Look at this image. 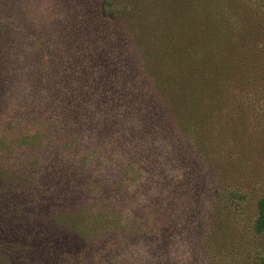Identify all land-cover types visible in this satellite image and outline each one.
Wrapping results in <instances>:
<instances>
[{
	"label": "trees",
	"instance_id": "1",
	"mask_svg": "<svg viewBox=\"0 0 264 264\" xmlns=\"http://www.w3.org/2000/svg\"><path fill=\"white\" fill-rule=\"evenodd\" d=\"M40 9L31 19L0 0V61L30 75L0 121V182L21 203L0 205L2 233L21 221L18 206L43 224L32 246L42 258L63 230L82 245L65 264L156 262L180 230L227 65L211 61L209 30L184 2L50 0ZM18 149L17 167L5 166ZM253 229L264 233V195Z\"/></svg>",
	"mask_w": 264,
	"mask_h": 264
},
{
	"label": "rangeland",
	"instance_id": "2",
	"mask_svg": "<svg viewBox=\"0 0 264 264\" xmlns=\"http://www.w3.org/2000/svg\"><path fill=\"white\" fill-rule=\"evenodd\" d=\"M16 1L22 12H29L31 19L40 17L38 14L44 12L40 8L50 3V0ZM177 1L187 4L192 17H201L205 22L203 30H209L208 45L215 55L211 61L227 65L229 87L221 100L223 104L212 108L206 133L197 141L199 147L207 149L202 154L204 164L199 163L192 173L195 183L192 193L184 194L187 196L182 203L181 231L178 230L175 238L159 244L164 249L162 257L151 262L149 255L145 261L149 264H264V233L257 234L253 229L257 201L264 195V2ZM0 23L4 24V20ZM29 77L27 65L0 61V121L10 120L5 114L14 106V91ZM21 153L18 149L3 164L15 169V159ZM0 189L1 194L5 193L2 207L11 208L10 203H20L10 183L0 182ZM24 206L31 205L24 202ZM15 207L20 209L21 221L8 222L14 228L12 232L2 233L0 227V264H65L74 261L76 253L79 255L80 237L62 230L57 233V239H51L53 249L42 258L35 249L39 244L32 247L42 222L23 220V208ZM48 228L51 227H44L50 233ZM53 236L56 234H49L47 238ZM45 239L46 236L41 241L45 243ZM58 244L70 258L54 250Z\"/></svg>",
	"mask_w": 264,
	"mask_h": 264
}]
</instances>
